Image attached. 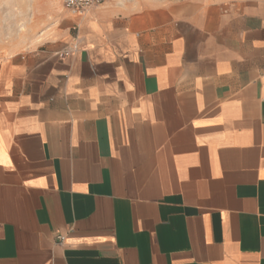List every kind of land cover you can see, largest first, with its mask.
Instances as JSON below:
<instances>
[{"label":"crops","instance_id":"crops-1","mask_svg":"<svg viewBox=\"0 0 264 264\" xmlns=\"http://www.w3.org/2000/svg\"><path fill=\"white\" fill-rule=\"evenodd\" d=\"M0 264H264V0H107L0 57Z\"/></svg>","mask_w":264,"mask_h":264},{"label":"rangeland","instance_id":"rangeland-1","mask_svg":"<svg viewBox=\"0 0 264 264\" xmlns=\"http://www.w3.org/2000/svg\"><path fill=\"white\" fill-rule=\"evenodd\" d=\"M65 11L62 0H0V57L33 45Z\"/></svg>","mask_w":264,"mask_h":264},{"label":"built area","instance_id":"built-area-1","mask_svg":"<svg viewBox=\"0 0 264 264\" xmlns=\"http://www.w3.org/2000/svg\"><path fill=\"white\" fill-rule=\"evenodd\" d=\"M107 0H62L64 9L69 10L76 15H81L84 11L89 9L92 6L99 5L104 3ZM75 48V46L73 47ZM68 55V52L65 51L61 54H58L59 57L64 58ZM57 240L62 242L64 238L61 235H58Z\"/></svg>","mask_w":264,"mask_h":264}]
</instances>
